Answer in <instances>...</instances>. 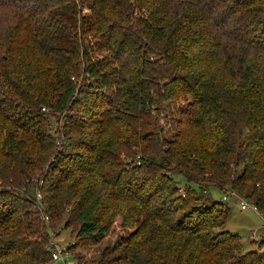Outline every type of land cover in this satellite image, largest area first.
I'll use <instances>...</instances> for the list:
<instances>
[{"label": "trees", "instance_id": "16d2710c", "mask_svg": "<svg viewBox=\"0 0 264 264\" xmlns=\"http://www.w3.org/2000/svg\"><path fill=\"white\" fill-rule=\"evenodd\" d=\"M227 186L264 212V0H0V264L59 224L96 264H264Z\"/></svg>", "mask_w": 264, "mask_h": 264}, {"label": "rangeland", "instance_id": "374dc122", "mask_svg": "<svg viewBox=\"0 0 264 264\" xmlns=\"http://www.w3.org/2000/svg\"><path fill=\"white\" fill-rule=\"evenodd\" d=\"M81 78L78 79L79 83L86 84L87 82L83 79L84 76ZM170 131L171 128L169 125H166V134ZM179 184L182 186L183 181L179 180ZM28 191L35 192V186L33 188H29ZM208 192V194L218 200H221L222 193H231V196L228 197L226 201L223 200L229 207V216L225 224V229L231 233L237 234L240 237L244 251L252 250L255 246L259 248V242L257 243L255 241L257 238L264 236V212L260 211L251 199L246 198L244 194L238 193L228 186L225 190H223V192L215 188H210ZM198 196L203 199L202 195ZM238 199H244V201H246L249 205H255L257 210H252V208L242 209ZM51 231L50 235L52 236V239L59 243L68 245V243H71L75 239L74 227L66 228L64 225L59 224L55 225ZM254 231L257 232L256 235L253 234ZM113 239L114 236L112 234H109L106 238L108 241H112ZM98 247V245L91 243L81 248H77L71 251L72 254L69 253L66 258L59 259L55 262V264H74L75 259L73 254L75 255L77 252H80L83 256L80 264H96L93 260L97 257L96 251Z\"/></svg>", "mask_w": 264, "mask_h": 264}, {"label": "built area", "instance_id": "2783aa9c", "mask_svg": "<svg viewBox=\"0 0 264 264\" xmlns=\"http://www.w3.org/2000/svg\"><path fill=\"white\" fill-rule=\"evenodd\" d=\"M72 79H73V77H72ZM42 110H45V108H42ZM136 164H140L138 159L136 161ZM41 183H42V181H39L38 183H36L35 192H34L36 202L40 206H41V202H40L41 193L39 190V185ZM230 196H231V193L230 194L224 193L222 195V200H226ZM238 201H239L240 207L242 209L252 208V210H257L255 205H252V204L249 205L246 201H244V199H242V200L238 199ZM44 219L47 220V217H44ZM253 234L256 235L257 232L254 231ZM263 239H264V237H263ZM48 246H49L48 249H49L50 255H51V264H55V262L58 261L59 259L67 257V255H68L67 245L55 241L54 239H52V236H51V240H50V243Z\"/></svg>", "mask_w": 264, "mask_h": 264}, {"label": "crops", "instance_id": "0c3cea01", "mask_svg": "<svg viewBox=\"0 0 264 264\" xmlns=\"http://www.w3.org/2000/svg\"><path fill=\"white\" fill-rule=\"evenodd\" d=\"M257 247L255 246V248L254 249H256Z\"/></svg>", "mask_w": 264, "mask_h": 264}]
</instances>
